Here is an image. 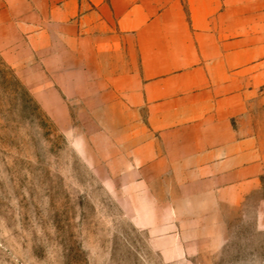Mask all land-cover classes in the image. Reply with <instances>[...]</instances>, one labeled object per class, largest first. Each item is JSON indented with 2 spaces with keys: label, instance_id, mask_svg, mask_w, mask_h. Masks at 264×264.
<instances>
[{
  "label": "crops",
  "instance_id": "crops-1",
  "mask_svg": "<svg viewBox=\"0 0 264 264\" xmlns=\"http://www.w3.org/2000/svg\"><path fill=\"white\" fill-rule=\"evenodd\" d=\"M0 52L85 70L82 96H126L147 121L144 174L264 223V0H0Z\"/></svg>",
  "mask_w": 264,
  "mask_h": 264
},
{
  "label": "rangeland",
  "instance_id": "rangeland-1",
  "mask_svg": "<svg viewBox=\"0 0 264 264\" xmlns=\"http://www.w3.org/2000/svg\"><path fill=\"white\" fill-rule=\"evenodd\" d=\"M49 66L0 52V264H264L255 206L202 205L190 182L144 174V109L82 96L85 70Z\"/></svg>",
  "mask_w": 264,
  "mask_h": 264
}]
</instances>
